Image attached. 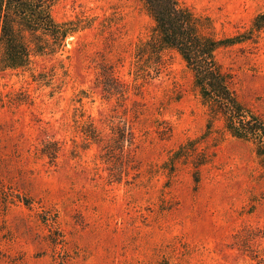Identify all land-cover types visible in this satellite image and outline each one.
<instances>
[{
	"label": "rangeland",
	"instance_id": "rangeland-1",
	"mask_svg": "<svg viewBox=\"0 0 264 264\" xmlns=\"http://www.w3.org/2000/svg\"><path fill=\"white\" fill-rule=\"evenodd\" d=\"M180 1L220 36L264 11V0ZM52 12L92 27L29 69L0 68V264H264V160L218 119L198 151L212 156L199 188L193 167L172 161L211 117L175 51L158 78L135 85L136 45L155 26L144 4L58 0ZM262 36L218 59L264 117ZM101 67L115 68L125 97L97 86ZM82 115L103 144L85 143ZM46 140L62 144L54 164L41 154Z\"/></svg>",
	"mask_w": 264,
	"mask_h": 264
},
{
	"label": "trees",
	"instance_id": "trees-1",
	"mask_svg": "<svg viewBox=\"0 0 264 264\" xmlns=\"http://www.w3.org/2000/svg\"><path fill=\"white\" fill-rule=\"evenodd\" d=\"M58 0H0V68L29 69L34 57H55L65 51L67 40L91 23L81 19L59 22L52 9ZM155 26L150 37L136 45L132 76L138 87L158 78L167 65L166 53L177 52L194 76V86L211 117L202 138L192 139L180 147L172 161L193 167L196 188L202 182L201 167L212 159L198 154L204 140L212 134L216 120L236 139L252 142L264 160V117L241 102L232 89V75L220 60L221 50L248 44L258 45L264 34V11L253 19L249 28L235 35L220 36L209 17H198L180 0H140ZM97 86L110 96H126V85L115 75L114 67H101ZM84 141L103 144L104 139L93 118L82 115ZM122 145V141H118ZM124 145L119 147L123 149ZM50 163L57 162L63 151L57 140H46L40 149Z\"/></svg>",
	"mask_w": 264,
	"mask_h": 264
}]
</instances>
